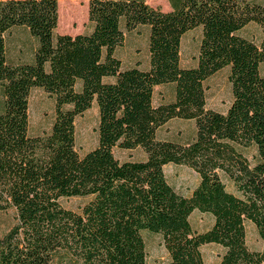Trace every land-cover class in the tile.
Returning <instances> with one entry per match:
<instances>
[{"label": "trees", "instance_id": "trees-1", "mask_svg": "<svg viewBox=\"0 0 264 264\" xmlns=\"http://www.w3.org/2000/svg\"><path fill=\"white\" fill-rule=\"evenodd\" d=\"M85 1L92 30L71 35L56 33L59 0H0V212L15 210L0 264H148L145 232L161 236L163 264H206V244L224 249L217 264H264L245 228L253 223L264 242V0H167L169 11L145 0ZM252 23L259 43L241 33ZM140 26L149 67L123 68L117 51ZM14 27L37 40L30 62L8 59ZM198 28L196 65L185 67L182 38ZM225 68L232 101L222 112L207 107L205 82ZM167 84L174 100L155 105L156 87ZM35 88L55 103L42 135L30 134ZM93 104L98 144L80 155L76 119ZM173 118L194 121L191 140L158 137ZM115 148L145 157L120 160ZM167 164L199 175L190 196L168 181ZM70 197L85 202L70 209ZM195 210L212 216L209 229H194Z\"/></svg>", "mask_w": 264, "mask_h": 264}, {"label": "rangeland", "instance_id": "rangeland-1", "mask_svg": "<svg viewBox=\"0 0 264 264\" xmlns=\"http://www.w3.org/2000/svg\"><path fill=\"white\" fill-rule=\"evenodd\" d=\"M153 7L163 11H169L170 5L167 0H145ZM59 20L56 29L57 34L76 35L92 30V23L89 21L88 2L85 0H59ZM69 12V13H68ZM242 35L259 43L262 38L261 28L252 23L242 32ZM200 28L186 33L182 38L181 63L185 67L196 65L198 48L200 44ZM8 59L12 63L30 62L33 59L37 40L25 27H14L6 34ZM117 56L122 62L123 68L149 67L148 51V28L140 26L136 30L126 33L124 44L118 49ZM264 74V65L262 67ZM229 69L225 68L206 82L207 107L218 111H226L232 101L231 86L229 82ZM174 100L173 85L157 86L154 94V104L169 103ZM3 97L0 87V107ZM55 119V103L44 90L35 88L29 98V121L30 134L42 135L50 131ZM98 109L96 104L76 119V150L80 155L94 149L98 144ZM195 131V124L192 120L173 118L163 125L158 131L160 139L187 142L192 139ZM115 156L120 160L143 159L144 152L141 149L122 150L114 149ZM252 152H248L250 158ZM168 181L175 190L184 196H190L199 183V175L187 165L167 164L164 167ZM228 190L235 192L232 183L224 178ZM84 198L70 197L62 200L65 207L78 210ZM190 221L197 231L203 232L213 224L211 215L195 210ZM15 222V210L8 209L0 212V238L6 233ZM246 242L251 250H261L264 242L260 238L255 225L246 222ZM144 238L147 246L148 264H163L168 261L169 256L163 245L162 238L158 234L145 232ZM201 252L206 264H217L224 249L216 244H206L201 247Z\"/></svg>", "mask_w": 264, "mask_h": 264}]
</instances>
